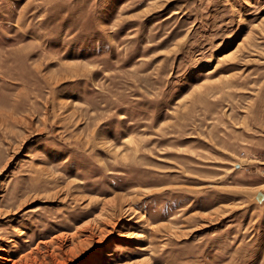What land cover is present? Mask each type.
<instances>
[{
  "label": "rangeland",
  "instance_id": "obj_1",
  "mask_svg": "<svg viewBox=\"0 0 264 264\" xmlns=\"http://www.w3.org/2000/svg\"><path fill=\"white\" fill-rule=\"evenodd\" d=\"M257 193L264 0H0V264H264Z\"/></svg>",
  "mask_w": 264,
  "mask_h": 264
},
{
  "label": "bare ground",
  "instance_id": "obj_2",
  "mask_svg": "<svg viewBox=\"0 0 264 264\" xmlns=\"http://www.w3.org/2000/svg\"><path fill=\"white\" fill-rule=\"evenodd\" d=\"M117 198H115V200H116ZM122 199V201L124 202V201H126V200H124L123 198H121ZM114 202V199H112V200H108V201H103V204H102V206H103V209H105V208H107V206H109V204H111V203H113ZM128 202H125V204H127ZM126 213L128 212V211H131L130 210V208L128 207V205H127V208L124 210ZM82 229V228H81ZM81 229H79V230H81ZM78 231V230H77ZM1 251L0 252H4L5 253V249H0ZM0 259L1 260H6V261H9L8 259H5V258H3V257H0ZM144 263H146V264H151L150 263V261L149 260H146Z\"/></svg>",
  "mask_w": 264,
  "mask_h": 264
},
{
  "label": "water",
  "instance_id": "obj_3",
  "mask_svg": "<svg viewBox=\"0 0 264 264\" xmlns=\"http://www.w3.org/2000/svg\"><path fill=\"white\" fill-rule=\"evenodd\" d=\"M256 199H257V200H261V199L264 200V197H263L262 193H257V194H256Z\"/></svg>",
  "mask_w": 264,
  "mask_h": 264
}]
</instances>
